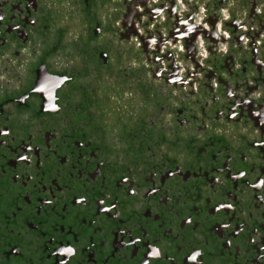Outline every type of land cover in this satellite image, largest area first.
Segmentation results:
<instances>
[{
  "label": "flooded vegetation",
  "instance_id": "flooded-vegetation-1",
  "mask_svg": "<svg viewBox=\"0 0 264 264\" xmlns=\"http://www.w3.org/2000/svg\"><path fill=\"white\" fill-rule=\"evenodd\" d=\"M0 264H264V0H0Z\"/></svg>",
  "mask_w": 264,
  "mask_h": 264
}]
</instances>
